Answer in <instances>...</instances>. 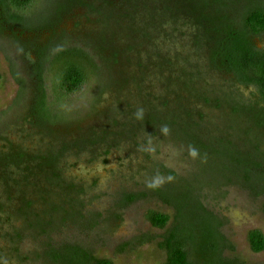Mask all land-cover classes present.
<instances>
[{
  "label": "rangeland",
  "instance_id": "374dc122",
  "mask_svg": "<svg viewBox=\"0 0 264 264\" xmlns=\"http://www.w3.org/2000/svg\"><path fill=\"white\" fill-rule=\"evenodd\" d=\"M38 3L35 23L34 21L26 23L25 28L28 30L42 28L56 14H61L70 16L61 27L67 33L64 36L60 30L56 37L52 38L48 32H41L35 39L30 31L24 32L17 30L16 27L11 29V24L5 17L3 18L5 22L0 21V114L9 113L13 107L20 90L18 81L26 79L30 83L32 77L29 72L30 63L37 61V57L33 51L22 52L23 50L31 49L36 43L41 47L52 43L58 47L57 49L77 47L80 43L73 39H82L85 33L88 35L98 33L97 37L101 35L110 37L105 35L103 30L105 33L113 30L119 32L114 20L116 15L104 22L105 24L90 23L80 25L81 27L75 30L77 21L86 22L84 16L89 5L93 9L98 8L99 12L105 15H111L114 11L119 16L120 26L123 23V27L129 29L134 22L137 24L141 22V25H144L151 15L159 16L160 19L164 14H189L192 12L194 0H38ZM231 5L234 4H225L227 7L216 4L219 6L217 9L220 22H216L215 25L203 22L198 24V27L181 29L178 33H175L172 27H167L170 37H163L158 42L159 48L161 51L165 48L167 51L178 49L188 53L191 47L189 45H194L197 40L202 42L207 28L226 25L225 22L234 23L233 20L236 14H239V10L238 7L233 8ZM215 11L217 12L215 9L207 10L205 18L211 21ZM123 13L128 16L122 19ZM185 17L188 18L186 21L182 19L178 22H194L190 16ZM237 21H240V17ZM185 32L186 37L181 35ZM130 33L133 35V29H130ZM62 37L65 39L60 41ZM150 43L155 44L156 39ZM158 43L156 44L159 45ZM255 44L264 50V37H258ZM115 45L124 48L125 44L117 41ZM144 58L146 59L145 56ZM153 59L149 58L146 62L151 64L153 62V66L156 67L159 61L156 57ZM134 61V58L131 62L121 58L123 63L112 67V71H116L117 74L112 78L108 76L109 74L104 77L110 89L108 94H105V102L98 109L108 112L106 118H93L88 127L79 131H74L77 130L76 126H69L70 129L67 130V126L60 125L61 129L53 133L50 131L38 133L41 128L36 129L34 125L24 127L16 125L8 134L9 140L21 144L31 152L41 150L55 153L60 150L62 144H74L75 141H79L82 147L86 146L87 141L84 140L89 137L91 139V135L84 133L92 132L102 137L104 135H101L102 131L107 130L105 134L111 133V136L103 139L106 141L104 146L100 144L97 148H89L77 155L67 154L63 160L67 182H73L86 190L82 199L71 195L70 201V198H65L68 195L65 191L57 189L52 190L50 199L49 195L46 196L47 203L42 205L43 211L49 212L53 206L61 207L63 209L54 216V220L60 221L64 217L62 214L67 213L71 222L63 227L61 225L56 227L48 234H38L34 232L35 230L28 229L23 232L21 239L15 240L14 228L21 229L23 221L6 218V215H3L0 223V264H56L49 259V252L76 244L96 257L111 260L114 264H164L166 253L160 245L177 226L178 217L175 207L163 197L168 198L170 195L177 199L173 195H182L186 192L192 195L193 205L201 206L219 221V233L224 239L223 259L238 264H264V252L253 253L248 241V234L252 230H260L264 234V195L257 196L239 183L228 184L219 174L222 171L236 170L237 165L235 166L233 162L236 152L249 148L242 141L241 131L249 125L243 121L246 117L237 113L230 114L226 108L219 112L211 104L198 103L196 109L202 110L206 116V122L200 127L201 138L207 145L204 151L191 146L174 132L168 130L165 133L163 126H159L155 132L146 130L142 126L144 121L142 119L149 112L158 117L160 114L164 115L157 105L156 98L160 94V85L165 78L160 79L151 73L143 80L139 79ZM162 63L163 61L158 66ZM153 72H156L155 69ZM185 72L192 73L186 66L179 67L176 64L171 73L166 71L164 74L167 73L166 79H171V85L172 83L174 85L180 81V74ZM218 76L213 74L207 75L206 78L203 70L194 73L195 90L203 92L207 87L206 79L211 90L213 88L217 89L216 91L222 90ZM116 81L124 83L123 90L122 88L119 90L121 97L118 100L119 103L122 101L121 106H115L113 103L117 97L114 91H118ZM173 88L176 90L175 86ZM231 89L236 95L234 93L231 96L225 88L224 94L232 98L236 96L237 100L243 98L247 101L255 93L253 88H245L237 83ZM29 108L28 100L25 99L20 104L16 117L21 112L27 113ZM171 108L166 107L168 110ZM176 108L177 106H174L170 113L179 119V127L188 131L191 123H194L193 115L189 117L183 109ZM140 110H143L142 118L137 117ZM112 117H117L119 122L126 123V126L113 127L111 122L107 121ZM91 126L94 127L93 130ZM229 126L238 128L231 130ZM114 140L118 143L112 146L105 145ZM192 149L198 152L195 158L191 155ZM32 171L38 170L34 166ZM169 177L172 179L169 180ZM156 178H161L163 184L155 189L148 188V183ZM156 189L163 194L160 196ZM129 195L138 196L137 201L131 205L127 204L126 198ZM82 201L84 206L81 209L79 202ZM35 207L40 209L38 206ZM151 211L170 216V223L165 229L152 226L148 220V213ZM41 218L44 219L42 215Z\"/></svg>",
  "mask_w": 264,
  "mask_h": 264
},
{
  "label": "trees",
  "instance_id": "16d2710c",
  "mask_svg": "<svg viewBox=\"0 0 264 264\" xmlns=\"http://www.w3.org/2000/svg\"><path fill=\"white\" fill-rule=\"evenodd\" d=\"M216 4L223 7H227L225 4H234L231 5L233 8L238 7L239 14H236L234 20L230 15L234 23L225 22L226 25L214 28L206 26L205 38H202V42L197 40L194 45H189L191 47L188 53L178 49L167 51L165 48L161 51L158 42L163 37H170L167 27H172L173 31L178 33L181 29L198 27V24L203 22L213 25L220 22L217 9L219 6ZM38 5V0H0V21L5 22L3 19L5 17L10 22L11 29L16 27L17 30L30 31L35 39L41 32H48L52 38H55L60 30L65 36L67 32L61 27L70 16L61 14H56L47 24L45 23L46 25L44 24V27L41 26L42 28L32 30L25 28L26 23L32 21L35 23L37 14L35 10ZM88 8L84 16L86 22L77 21L75 30L81 27L80 25L106 23L116 15L114 20L119 32L113 30V32L105 33L102 29L103 33L110 37H102V35L97 37L98 33L89 35L85 33L83 34L85 36L80 34L83 36L82 39L72 38L80 43L77 47L57 49L58 47L52 43L44 47L37 46L36 43L31 46V49L23 50L22 52L31 50L37 57V61L30 63L29 72L32 76L30 83L26 79H18L20 90L13 107L9 113L0 114V190L2 194L0 223H2L3 215H6V218L23 221L21 229L14 228L15 240L21 239L23 232L28 229L35 230L34 232L38 234H48L56 227L60 225L63 227L71 222L67 213L62 214L64 217L60 221L54 220V216L63 209L61 207L53 206L49 212L43 211L42 205L47 203L46 196L49 195L50 199L52 190L57 189L65 191L68 194L65 198H70V201H72L71 195L82 199L86 190L73 182H67L63 160L67 154L77 155L89 148L103 145L106 142L103 139L111 136V133L105 134L107 130H104L101 133V135L104 134L102 137L92 132L84 133L91 135V139L89 137L84 140L87 141L86 146L82 147L79 141H75L74 144H62L57 153L41 150L31 152L21 144L9 140L8 134L16 125H23V127L34 125L36 129L41 128L38 133L45 131L53 133L61 129L60 125L67 126V130L70 129L69 126H76L77 130L74 131H79L88 127L93 118H106L108 112L98 109L105 102V94H108L110 89L104 77L109 74L108 76L112 78L114 74H117L116 71H112V67L122 64L121 58L127 59L128 62L134 58L137 76L141 80L151 73L156 74L160 79L165 78L160 85V94L156 98L157 105L164 115L160 114L158 117L149 112L150 114L148 113L142 119L144 120L142 126L146 130L155 132L159 126H163L186 140L191 146L204 151L207 145L201 138L200 127L206 122V116L202 110L196 109L199 106L198 103L211 104L219 112L226 108L230 114L244 115L246 120L243 121L248 122L249 125L241 129L242 141L249 148L236 152V157L233 158L234 165H237L236 170L222 171L219 174L228 184L239 183L257 196L264 195V50L259 49L255 44L258 37H264V0H194L192 12L190 13L188 9L189 14H164L160 16V19H158L159 16L151 15L144 25H141V22L138 24L134 22L129 29L123 27V23L120 26L119 16L114 11L111 15H105L99 12L98 8L93 9L91 5ZM210 9L211 11L215 9L217 12L215 11L214 18L208 21L205 16ZM126 16L128 14L123 13L122 19ZM185 16H190L195 23H179V20L188 19ZM236 17H240L239 22ZM130 29H133V35ZM181 35L186 37V32ZM63 39L65 38L62 37L60 41ZM154 39L159 45L150 43ZM117 41L125 44L124 48L115 45ZM154 57L159 61L156 67L153 66V62L152 64L146 62ZM161 61L163 63L158 66ZM176 64L179 67L186 66L192 73L180 74L178 84L171 85V79H166L167 73L164 74V72L171 73ZM153 69L156 72H153ZM200 70H203L206 78L207 75H219L222 90L228 89L231 96L235 93L231 88L236 83L245 88H253L255 93L247 101L243 98L237 100L236 96L232 98L224 94V90L216 91L215 88L211 90L207 79V87L203 92L196 91L194 73ZM120 76L122 77L123 74ZM123 85V82L116 81L118 91H114L117 96L113 101L115 106L122 104V101L119 103L118 99L121 97L119 90L124 87ZM25 99L28 100L30 108L27 113L21 112L16 117L17 110ZM168 106L172 108L166 109ZM174 106H177L176 109H183L189 117L193 115L194 123H191L192 126L188 131L180 128L179 119L170 113ZM107 121L111 122L115 128L123 127L121 125L126 126V123H120L117 117ZM235 127L237 130L238 127ZM235 127L229 126V129L232 130ZM90 128L94 129L93 126ZM116 143L118 142L114 140L105 145L112 146ZM34 166L38 171H32ZM156 192L161 196L160 190L156 189ZM173 196L177 199L170 195L168 198L163 197L166 202H170L175 207L178 217L177 226L169 232L160 245L166 253L164 264H238L222 257L224 239L219 233V221L201 206L193 205L190 192ZM137 198V195H129L126 198L127 204H133ZM79 205L82 209L84 201L79 202ZM35 206L40 209H36ZM148 220L153 227L165 229L171 219L169 215L151 211L148 213ZM248 241L253 253L264 252V234L260 230L250 231ZM48 256L56 264H114L111 260L96 257L77 244L52 250Z\"/></svg>",
  "mask_w": 264,
  "mask_h": 264
},
{
  "label": "clouds",
  "instance_id": "9594fccd",
  "mask_svg": "<svg viewBox=\"0 0 264 264\" xmlns=\"http://www.w3.org/2000/svg\"><path fill=\"white\" fill-rule=\"evenodd\" d=\"M142 116H143V110H140L137 113V117L138 118H142ZM163 131L165 133H167L168 132V129L167 128H164ZM191 155H192L193 158H195L198 155V152L195 149H192L191 150ZM168 179L171 180L172 177H169ZM162 184H163V180L161 178H156L154 181L148 183L147 187L150 188V189H155V188L160 187Z\"/></svg>",
  "mask_w": 264,
  "mask_h": 264
}]
</instances>
